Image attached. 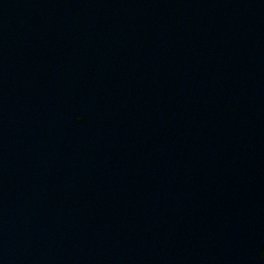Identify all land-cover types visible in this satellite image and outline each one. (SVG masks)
<instances>
[{
  "label": "water",
  "instance_id": "water-1",
  "mask_svg": "<svg viewBox=\"0 0 264 264\" xmlns=\"http://www.w3.org/2000/svg\"><path fill=\"white\" fill-rule=\"evenodd\" d=\"M0 264H264V0H0Z\"/></svg>",
  "mask_w": 264,
  "mask_h": 264
}]
</instances>
